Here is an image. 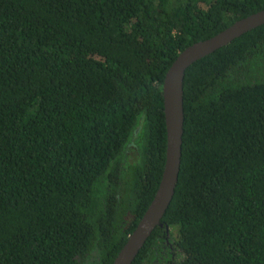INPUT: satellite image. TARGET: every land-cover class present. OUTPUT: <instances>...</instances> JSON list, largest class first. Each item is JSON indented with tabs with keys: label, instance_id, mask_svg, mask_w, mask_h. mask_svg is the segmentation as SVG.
Segmentation results:
<instances>
[{
	"label": "trees",
	"instance_id": "trees-1",
	"mask_svg": "<svg viewBox=\"0 0 264 264\" xmlns=\"http://www.w3.org/2000/svg\"><path fill=\"white\" fill-rule=\"evenodd\" d=\"M261 9L0 0V264H112L161 178L166 71ZM183 109L174 195L131 264H264V24L186 69Z\"/></svg>",
	"mask_w": 264,
	"mask_h": 264
},
{
	"label": "water",
	"instance_id": "water-1",
	"mask_svg": "<svg viewBox=\"0 0 264 264\" xmlns=\"http://www.w3.org/2000/svg\"><path fill=\"white\" fill-rule=\"evenodd\" d=\"M264 24V9L237 19L215 35L181 50L169 66L161 85L166 128L165 162L158 187L135 228L128 234L112 264H131L161 219L174 195L178 180L183 134V79L186 69L198 59L225 46L243 33ZM166 231L169 228L166 225Z\"/></svg>",
	"mask_w": 264,
	"mask_h": 264
},
{
	"label": "rangeland",
	"instance_id": "rangeland-1",
	"mask_svg": "<svg viewBox=\"0 0 264 264\" xmlns=\"http://www.w3.org/2000/svg\"><path fill=\"white\" fill-rule=\"evenodd\" d=\"M171 234V233H170ZM169 234V236H171L172 238H174V236H175V231H172V235H170ZM172 240V239H171Z\"/></svg>",
	"mask_w": 264,
	"mask_h": 264
},
{
	"label": "flooded vegetation",
	"instance_id": "flooded-vegetation-1",
	"mask_svg": "<svg viewBox=\"0 0 264 264\" xmlns=\"http://www.w3.org/2000/svg\"><path fill=\"white\" fill-rule=\"evenodd\" d=\"M170 238V237H169ZM166 242H167V244L169 245L170 243L168 242V240L166 239Z\"/></svg>",
	"mask_w": 264,
	"mask_h": 264
}]
</instances>
